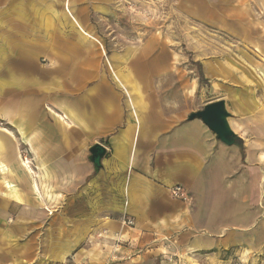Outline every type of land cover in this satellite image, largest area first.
<instances>
[{
  "label": "crops",
  "instance_id": "0c3cea01",
  "mask_svg": "<svg viewBox=\"0 0 264 264\" xmlns=\"http://www.w3.org/2000/svg\"><path fill=\"white\" fill-rule=\"evenodd\" d=\"M115 1L35 0L44 18L26 24L14 8L23 0H5V85L17 87L5 92L0 130L5 241L41 223L44 201L66 216L67 231L109 220L131 240L118 264L152 262L176 236L186 256L217 259L232 249L242 262L264 264V100L223 63H205L209 86L187 77L156 33L91 30V12L112 11ZM217 100L237 144L189 118ZM96 144L105 147L98 169ZM121 216L134 220L129 230Z\"/></svg>",
  "mask_w": 264,
  "mask_h": 264
},
{
  "label": "rangeland",
  "instance_id": "374dc122",
  "mask_svg": "<svg viewBox=\"0 0 264 264\" xmlns=\"http://www.w3.org/2000/svg\"><path fill=\"white\" fill-rule=\"evenodd\" d=\"M37 3L23 0L14 7L20 10L24 23H38L44 18V8ZM110 10H99L107 18L98 17L99 11L91 12V30L156 33L169 45L171 58L185 62L187 77L209 86L204 77L205 63H223L240 83L251 86L264 100V0H116ZM58 24L63 29L61 22ZM47 62L42 55L43 68ZM5 73V0H0V130L7 126L5 92L17 89L5 85ZM41 73L44 78L50 77L49 71ZM4 182L1 174L0 190H5ZM184 195L183 190L180 197ZM61 200L55 203L60 206ZM41 206V214L36 215L41 223L36 229L27 226L29 229L17 230L5 241V197H0V264H118L120 250L132 248L131 240L114 233L109 220L85 234L81 230L67 231L64 214L55 217L49 212V204L42 201ZM13 218L17 216H11L9 224H14ZM128 219L132 218H119L127 230L134 224H128ZM68 234L76 236L75 245H67ZM174 242L170 251L156 254L147 264H258L240 261L232 249L219 252L217 259H210L208 252L194 257L191 251L186 256L187 252L178 248V236ZM79 252L82 254L77 256Z\"/></svg>",
  "mask_w": 264,
  "mask_h": 264
},
{
  "label": "water",
  "instance_id": "95a60500",
  "mask_svg": "<svg viewBox=\"0 0 264 264\" xmlns=\"http://www.w3.org/2000/svg\"><path fill=\"white\" fill-rule=\"evenodd\" d=\"M230 112L227 110L224 100H217L208 103L204 108L192 112L190 119L201 118L203 122L216 133L217 137L228 145L237 144L238 136L232 130L228 118ZM90 160L98 169L101 166V160L105 154V147L102 144H96L90 149Z\"/></svg>",
  "mask_w": 264,
  "mask_h": 264
},
{
  "label": "built area",
  "instance_id": "2783aa9c",
  "mask_svg": "<svg viewBox=\"0 0 264 264\" xmlns=\"http://www.w3.org/2000/svg\"><path fill=\"white\" fill-rule=\"evenodd\" d=\"M182 192H183V188L181 186H175L173 188V194L176 197H180L182 196ZM128 224L132 225L134 223V221L132 219H128Z\"/></svg>",
  "mask_w": 264,
  "mask_h": 264
},
{
  "label": "bare ground",
  "instance_id": "6f19581e",
  "mask_svg": "<svg viewBox=\"0 0 264 264\" xmlns=\"http://www.w3.org/2000/svg\"><path fill=\"white\" fill-rule=\"evenodd\" d=\"M0 170L5 171V165L0 161Z\"/></svg>",
  "mask_w": 264,
  "mask_h": 264
},
{
  "label": "trees",
  "instance_id": "16d2710c",
  "mask_svg": "<svg viewBox=\"0 0 264 264\" xmlns=\"http://www.w3.org/2000/svg\"><path fill=\"white\" fill-rule=\"evenodd\" d=\"M237 142H239V140Z\"/></svg>",
  "mask_w": 264,
  "mask_h": 264
}]
</instances>
